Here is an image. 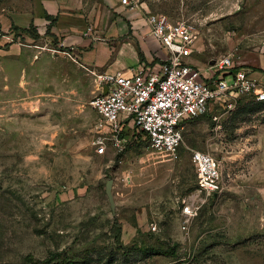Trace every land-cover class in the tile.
Here are the masks:
<instances>
[{"label": "rangeland", "instance_id": "1", "mask_svg": "<svg viewBox=\"0 0 264 264\" xmlns=\"http://www.w3.org/2000/svg\"><path fill=\"white\" fill-rule=\"evenodd\" d=\"M41 1L0 0V264H264V102L184 121L176 159L145 140L97 155L94 74L58 39L41 62L23 57L47 47L12 13ZM134 1L191 24L198 65L230 54L259 75L264 0ZM191 150L222 161V192H196ZM184 199L196 208L185 225Z\"/></svg>", "mask_w": 264, "mask_h": 264}, {"label": "built area", "instance_id": "2", "mask_svg": "<svg viewBox=\"0 0 264 264\" xmlns=\"http://www.w3.org/2000/svg\"><path fill=\"white\" fill-rule=\"evenodd\" d=\"M117 1L127 8L136 7L134 0ZM143 11L148 34L166 56L157 72L94 74L99 92L89 101L97 114L91 145L97 155H116L127 148L133 137L132 145L145 140L154 152L176 159L183 142L184 121L203 115L217 118V111H232L243 97L264 102V80L253 77L251 68L237 63L230 54L215 58L204 74L187 60L196 40L192 25L184 20L173 21L165 14ZM189 158L196 175V192L217 195L224 190L219 158L200 150H191ZM181 214L183 225L196 214L191 200L182 201ZM155 228L150 226L151 230Z\"/></svg>", "mask_w": 264, "mask_h": 264}, {"label": "crops", "instance_id": "3", "mask_svg": "<svg viewBox=\"0 0 264 264\" xmlns=\"http://www.w3.org/2000/svg\"><path fill=\"white\" fill-rule=\"evenodd\" d=\"M41 2L42 6H31L27 12L12 13V20L19 29L33 23L39 35L36 41H43L47 47V51L42 47L37 51L25 50L24 58L37 52V60L41 62L50 56V50L55 49L53 41L58 39L67 48V54L74 61L72 64L93 74L120 71L131 75L138 70H144L145 74L159 71L166 52L148 34L143 11L146 8H127L117 0ZM31 47H37V44ZM187 60L206 74V66L214 59L203 66L198 65L192 55ZM256 68L259 75L255 78L264 80V64Z\"/></svg>", "mask_w": 264, "mask_h": 264}, {"label": "water", "instance_id": "4", "mask_svg": "<svg viewBox=\"0 0 264 264\" xmlns=\"http://www.w3.org/2000/svg\"><path fill=\"white\" fill-rule=\"evenodd\" d=\"M104 92H105V88H104ZM112 183H113V179H109L106 182V187H105L106 194H107V196H108V198H109L110 201L112 200V195H111V186H112Z\"/></svg>", "mask_w": 264, "mask_h": 264}, {"label": "trees", "instance_id": "5", "mask_svg": "<svg viewBox=\"0 0 264 264\" xmlns=\"http://www.w3.org/2000/svg\"><path fill=\"white\" fill-rule=\"evenodd\" d=\"M133 141V142H132ZM132 141L131 143H129V145L127 147H131L132 146V143H134V138L132 137ZM36 264V263H35ZM37 264H44V262L42 263H37ZM72 264H76V263H72Z\"/></svg>", "mask_w": 264, "mask_h": 264}]
</instances>
